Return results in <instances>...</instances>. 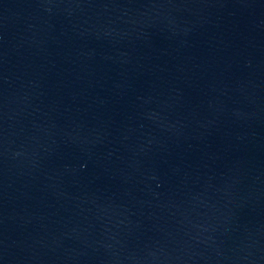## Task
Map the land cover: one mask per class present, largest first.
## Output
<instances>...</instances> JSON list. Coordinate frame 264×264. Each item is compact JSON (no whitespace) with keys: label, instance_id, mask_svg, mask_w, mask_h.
<instances>
[{"label":"water","instance_id":"95a60500","mask_svg":"<svg viewBox=\"0 0 264 264\" xmlns=\"http://www.w3.org/2000/svg\"><path fill=\"white\" fill-rule=\"evenodd\" d=\"M0 264H264V0H0Z\"/></svg>","mask_w":264,"mask_h":264}]
</instances>
